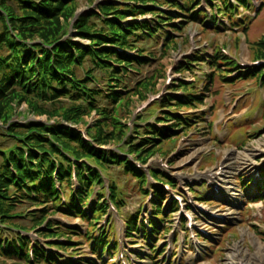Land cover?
Listing matches in <instances>:
<instances>
[{"label": "trees", "instance_id": "1", "mask_svg": "<svg viewBox=\"0 0 264 264\" xmlns=\"http://www.w3.org/2000/svg\"><path fill=\"white\" fill-rule=\"evenodd\" d=\"M73 1L0 0V231L1 228L13 231L11 239H0V256L6 259L31 264L89 263V258L73 262L61 260L56 253L49 252L52 249L65 254L68 249H77L69 243H78V240L72 241L73 237H78L88 243L96 260H101L111 247L107 232L97 230L98 221L106 215L109 202L116 211L123 205L119 188L108 174L117 169L130 175L136 180L138 191L145 196L148 194L145 190L147 176L128 156L145 165L148 157L160 150L163 140L173 139L179 130L186 133L192 125L204 122L200 113L181 116L170 108V104L177 109L189 108L203 100L204 94L198 87L178 81L171 85L173 96L154 102L145 110L152 116L161 112L155 124H140L130 131L128 126L120 125L116 120L120 111L118 106L124 105L129 93L136 88L138 91L142 84V88L147 87L144 80L137 82L141 78L135 81V88L124 81L132 74H139L140 67L154 59L151 52L138 44L163 37V47L168 48L173 37L167 28L178 33L190 23L206 26L204 21L208 16L193 6L195 0H105V4H98L96 11L81 16L72 29H68L64 22L69 23L73 10L67 5ZM249 4L250 0H234V4L220 0L214 10L227 17L230 26L238 27L230 13L235 6L248 8ZM145 15H151L152 21L139 20ZM210 20L212 29L218 32L215 16ZM69 31H74V37L85 38L88 42L73 41ZM221 57L218 52L210 59L196 55L184 61L177 72H192L198 63H205L211 73H220L219 67H235L232 61L222 62ZM258 60H264V57ZM95 71L99 72L98 76ZM211 73L203 82L206 91ZM239 74L241 78L253 77L264 87V68L252 67ZM223 79L230 77L223 76ZM177 91L181 96L175 95ZM28 98L45 103L57 101L58 109L50 114L52 112L46 113L41 107L30 105L32 110L48 115L46 121H11L7 108L12 101L27 102ZM62 98L67 102L59 101ZM90 113L104 121L98 120L97 132L92 131V127L85 129L86 140L69 125L80 123L82 117ZM55 114L60 120L52 119ZM160 121H172L173 124L157 126ZM99 124H112L114 129L111 132L101 130ZM128 131L129 136L125 134ZM106 144H115L117 149L102 148ZM148 175L154 183L150 185L153 193L150 234L143 226L139 227L133 217L126 219L125 226L128 235L141 234L150 247L151 238L158 235V224L169 222L161 207L164 190L160 186L168 184L172 188L174 185L166 175L155 170H149ZM105 179H108L107 190ZM96 186L98 190L94 191ZM241 188L245 190L246 185ZM65 194L67 196L63 198ZM193 194L196 199H202L195 192ZM24 204L35 209L26 215L32 223L29 227L13 222L22 216L16 214L14 208ZM169 207V212H173L176 203ZM47 208L85 222V232L82 233L77 225L70 227L49 220L45 215ZM44 222L45 226L40 228ZM28 229L35 230L37 239L46 246L30 243L21 234ZM167 230L164 228L163 232ZM60 237L66 246L54 243ZM152 247L150 254L156 251L154 244Z\"/></svg>", "mask_w": 264, "mask_h": 264}, {"label": "rangeland", "instance_id": "2", "mask_svg": "<svg viewBox=\"0 0 264 264\" xmlns=\"http://www.w3.org/2000/svg\"><path fill=\"white\" fill-rule=\"evenodd\" d=\"M104 1L74 0L68 3L67 6L73 10V17L69 23L64 22L65 28L72 29L78 18L96 11L98 4L103 5L106 3ZM260 1L251 0V10L238 9L239 18L246 17L244 32L223 28L215 32L210 20H206V26L190 23L178 33L167 28L166 31L173 37V43L168 48L163 47L162 38L138 44L147 52H151L154 59L141 66L139 74H132L124 78V81L126 85L135 88L137 82L144 80L142 82H147V87L142 88V84L138 91L136 88L129 93L124 105L118 106L120 111L116 117L117 122L129 126L131 130L139 126L138 122L143 124L155 121L156 116L149 115V112L143 109L151 106L154 100L173 96L168 90L171 83L178 81L183 85L194 84L198 89H202L200 92L204 94V100L201 104L189 108L177 109L173 104H170V108L181 116L203 112L205 123L192 125L186 133L179 130L173 139L163 140L160 150L147 159L148 168L162 172L175 185L174 188L164 186L165 194L161 207L169 222L158 224L162 227L158 235L151 238L156 245L155 253L149 252L154 243L149 247L148 241L143 243L141 234L128 235L124 225L128 217H133L139 227L143 221L146 223L152 213L149 211L152 199H147V195L143 196L138 191L137 182L133 177L115 169L108 174V178L119 188L123 205L118 212L110 207L107 215L100 219L97 228L101 231L107 230V226L112 228V233L107 235L116 250L114 253L109 252V255L104 253L102 259L97 261L90 253L88 243L73 237L72 241L78 240V243L69 244L77 249H68L66 254L58 253L61 260L84 256L90 258L86 264H235L228 263L227 256L231 253L235 260L236 257L240 258L244 264H264V200L261 203L258 201L257 206L247 200L253 199L259 193L264 194V87L258 86V81L253 77L241 78L239 72L235 73L237 69L244 70L256 61H260L257 69L264 68V61L258 60L264 57V3L259 6ZM215 2L216 0H196L193 6L199 4L200 10L210 17L215 14ZM255 8L258 12L253 18ZM150 17L151 15H146L143 19L149 22ZM216 20L227 27L224 18L217 15ZM68 34L73 41L82 44L88 42L85 38L74 37V31H69ZM217 52L222 56V62L225 59L231 60L237 68L219 67L220 73H211L205 63H198L192 68L193 72H177L184 61L191 60L196 55L211 58ZM98 73L95 71L96 76ZM210 73L212 76L206 91L203 89V82ZM223 76H229L230 79L225 80ZM139 78L141 79L135 83ZM59 101L67 102L64 98ZM147 103L148 106L143 108ZM30 105L41 107L46 113L58 109L57 101L45 103L28 98L27 102H18L14 99L7 108L10 120L46 121L48 115L32 110ZM145 113L147 115L143 116ZM157 113V116L161 114ZM52 119L60 120L58 114ZM98 120L104 121L100 116L90 113L82 117L80 123L72 126L84 136L87 127H92L95 132L99 130L95 126L99 123ZM160 122L173 124L172 121ZM99 126L101 130L110 132L114 129L112 124ZM125 134L129 136V131ZM104 147L115 148V144H106ZM149 182L151 183V180ZM248 183L247 189L242 190L241 186ZM107 184L108 179H105L104 185ZM146 188L149 193V188ZM190 189L201 192L204 196L202 199H195ZM95 190L98 188L95 187ZM66 196L63 195L64 198ZM173 201L177 203V209L169 212L167 208ZM29 206L24 204L14 208L16 214L22 215L13 219L14 223L26 227L32 224L26 215L33 213L35 209ZM45 215L49 220L70 227L78 225L82 233L86 230L85 222L78 218L63 216L50 208L46 209ZM164 228L168 230L163 232ZM28 230L30 231L26 237L29 240L46 246V243L35 237V231ZM0 235L1 240H9L13 231L2 228ZM54 243L67 245L62 237ZM0 264L31 263L0 256Z\"/></svg>", "mask_w": 264, "mask_h": 264}, {"label": "bare ground", "instance_id": "3", "mask_svg": "<svg viewBox=\"0 0 264 264\" xmlns=\"http://www.w3.org/2000/svg\"><path fill=\"white\" fill-rule=\"evenodd\" d=\"M249 158H247V160H248ZM247 164V163H246ZM224 173V172H223ZM230 257V258H229ZM233 257H235V256H233V255H231V253L230 254H228V256H227V260H228V263H235V264H238L239 262L241 263V264H244V263H242V261L240 260V258H237L236 257V260L233 258ZM233 259V260H232ZM239 263V264H240Z\"/></svg>", "mask_w": 264, "mask_h": 264}]
</instances>
